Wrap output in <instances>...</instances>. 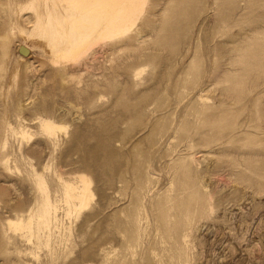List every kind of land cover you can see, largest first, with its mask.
<instances>
[{"label": "rangeland", "instance_id": "1", "mask_svg": "<svg viewBox=\"0 0 264 264\" xmlns=\"http://www.w3.org/2000/svg\"><path fill=\"white\" fill-rule=\"evenodd\" d=\"M39 3L0 0V264H264V0H145L57 63Z\"/></svg>", "mask_w": 264, "mask_h": 264}, {"label": "bare ground", "instance_id": "2", "mask_svg": "<svg viewBox=\"0 0 264 264\" xmlns=\"http://www.w3.org/2000/svg\"><path fill=\"white\" fill-rule=\"evenodd\" d=\"M144 1L39 0L40 3L35 8L34 16L32 18L27 16L25 18L29 26L22 28L21 33L24 36L31 34L35 38L37 37V40L52 55L54 63H57L59 60L77 61L88 52L91 45L96 41L101 39L111 41L129 31L137 15L140 13ZM63 79L65 80L64 77ZM40 125L49 132L64 129L63 125L56 123L51 118L49 119V117L41 119ZM3 147H5V141L1 143V148ZM39 176L41 185L44 189H47L44 177L42 175ZM58 176L57 178L61 179L59 174ZM79 178L82 183L81 187L62 181L66 197L67 199L76 201L77 206L75 210L77 211L83 209L93 196L89 188L90 180L88 177L81 175ZM46 194L38 217L42 224L48 226L47 216L53 208L47 202ZM29 209L27 211V228H30L32 222ZM6 223L8 228L12 230L22 229L24 226L23 218L20 217H8Z\"/></svg>", "mask_w": 264, "mask_h": 264}, {"label": "water", "instance_id": "3", "mask_svg": "<svg viewBox=\"0 0 264 264\" xmlns=\"http://www.w3.org/2000/svg\"><path fill=\"white\" fill-rule=\"evenodd\" d=\"M21 49H24V48H20V51H21Z\"/></svg>", "mask_w": 264, "mask_h": 264}]
</instances>
